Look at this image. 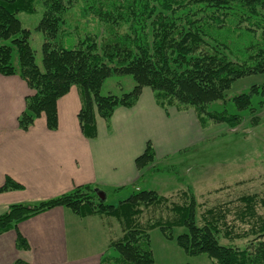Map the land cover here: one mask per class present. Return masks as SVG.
I'll use <instances>...</instances> for the list:
<instances>
[{
  "label": "trees",
  "instance_id": "obj_1",
  "mask_svg": "<svg viewBox=\"0 0 264 264\" xmlns=\"http://www.w3.org/2000/svg\"><path fill=\"white\" fill-rule=\"evenodd\" d=\"M37 1L44 7L35 26L45 39L41 47L43 70L35 62L29 42L31 31L22 26L18 17L20 12H35ZM76 1L0 0V73L18 74L33 90L25 97L24 109L18 116L21 129H27L41 114L47 127L56 129L57 100L72 85L79 90L77 119L88 138L97 135L96 114L109 120L115 107L135 105L145 86L165 110L170 106L178 110L193 108L201 127L211 120L231 127L241 122L240 114L225 109L209 111L207 105L225 99V92L238 78L264 75V0H81V15L91 14L105 24L107 37L99 43L95 36L87 34L73 48L55 46L61 25L65 24L64 13ZM14 49L18 66L12 62ZM112 74L131 75L133 88L119 96L102 94L101 85ZM254 95L260 96L259 105L264 104V82L252 84L231 101L238 110L253 112ZM153 159L152 143L148 141L135 159L139 178ZM21 188L20 183L6 176L0 192ZM181 194L185 201L179 203L155 190L141 189L115 205L107 203L106 198L102 200L93 184L77 185L32 204H10L0 214V234L35 214L63 206L80 217L97 214L118 221L122 234L108 244L118 255L102 258V264L107 260L113 264H154L148 236L151 228H159L166 238L175 239L186 255L205 254L213 264H264V217L256 208L264 207V197L255 192L240 196L242 207L234 218L248 227L236 232L225 221L230 211L223 202L199 214L200 203L192 188L188 186ZM166 204H170L171 215L141 220L143 209ZM175 227L185 231L174 236L171 229ZM220 235L231 241L248 236L253 239L240 248L221 244ZM16 245L28 248L20 234ZM12 264L29 263L16 259Z\"/></svg>",
  "mask_w": 264,
  "mask_h": 264
},
{
  "label": "crops",
  "instance_id": "obj_2",
  "mask_svg": "<svg viewBox=\"0 0 264 264\" xmlns=\"http://www.w3.org/2000/svg\"><path fill=\"white\" fill-rule=\"evenodd\" d=\"M123 92L117 86L107 94ZM32 93L18 74L0 73V186L6 176L22 185L0 192V214L10 204H32L88 183L102 192L130 185L136 191L134 160L148 139L158 150L169 152L191 147L200 139L194 110L161 108L147 86L135 106L115 107L108 121L96 114L97 135L93 138L83 135L79 126L76 85L57 100L56 129L47 127L44 114L21 129L18 116L25 97ZM108 218L112 217H80L63 206L35 214L0 234V264H12L16 259L29 264H102L111 249L109 242L122 234L117 220ZM17 234L26 239L28 248L17 247Z\"/></svg>",
  "mask_w": 264,
  "mask_h": 264
},
{
  "label": "rangeland",
  "instance_id": "obj_3",
  "mask_svg": "<svg viewBox=\"0 0 264 264\" xmlns=\"http://www.w3.org/2000/svg\"><path fill=\"white\" fill-rule=\"evenodd\" d=\"M81 3V0L76 1L64 13L65 24L61 25V30L54 41L55 46L73 48L77 45L79 38H83L87 34L95 36L96 41L99 43H102L107 37L108 31L105 24L97 19L95 20L91 14L81 15ZM35 6V12H20L18 17L22 26L31 31L29 42L34 50L35 62L43 70L41 47L45 39L44 34L36 30L35 26L42 16L44 7L38 1ZM120 30L123 31L124 29L121 28ZM12 62L14 65L18 64L15 49L13 50ZM233 82L225 92V99L213 101L207 106L209 111L225 109L229 113L240 114L242 118L238 125L231 127L224 122L211 120L205 127H201L199 123V141L191 147L177 148V150L171 152L164 148L158 150L155 148L154 143L148 139L152 143L154 159L145 168V174L141 178H139L140 172L135 165L138 170L137 190L135 191V187L130 185L115 193L113 191L106 192V202L116 205L119 200L126 198L131 193L141 189H152L159 195H164L171 201L175 200L180 203L185 201L181 192L187 190L189 186L200 203L197 210L199 214L209 206L223 202L222 204L226 205L230 211L226 216V223L234 226L236 232L246 229L248 225L234 218V215L242 207V203L238 199L243 194H254L255 192L260 197H264V104L259 105L260 96L254 95L251 104L255 109L253 112H249L248 109L238 110L231 98L241 92H247L252 84L260 85L264 82V75L250 74ZM129 83L132 86L134 85L131 75L112 74L101 85V92L107 94V92L116 91L117 86L123 87L124 91L128 92L131 90L127 86ZM188 109L194 110L193 108ZM254 118H256L255 121ZM148 141L145 142V147ZM173 147H176V145ZM154 167H161L162 169L161 171L154 170ZM166 205V207L162 205L157 208L151 206L143 209V214L140 216L141 220L147 222L151 217L171 215L169 211L170 204ZM256 208L258 214L264 217V207L257 205ZM223 227L224 225H222V229ZM115 231L117 234L118 228ZM184 231L185 229L182 227L171 229L174 236ZM148 236H150V248L154 264H200L199 261H208L206 264H213L212 259L205 254H199L198 256L186 255L183 249L177 245L176 240L166 238L159 228H151ZM251 239H253V236L231 241L220 235L219 242L245 248L249 245ZM117 255L116 250L109 249L105 257L110 256V258H113ZM103 264L113 263L107 260Z\"/></svg>",
  "mask_w": 264,
  "mask_h": 264
},
{
  "label": "water",
  "instance_id": "obj_4",
  "mask_svg": "<svg viewBox=\"0 0 264 264\" xmlns=\"http://www.w3.org/2000/svg\"><path fill=\"white\" fill-rule=\"evenodd\" d=\"M97 192H98V195L100 196V198H101L102 200H104V199H105V192H102V191H100V190H97Z\"/></svg>",
  "mask_w": 264,
  "mask_h": 264
}]
</instances>
